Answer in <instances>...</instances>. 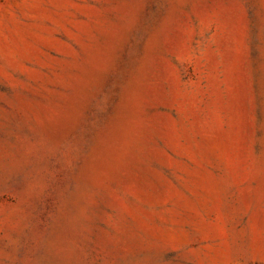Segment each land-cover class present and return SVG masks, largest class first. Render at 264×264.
Segmentation results:
<instances>
[{
    "label": "rangeland",
    "instance_id": "1",
    "mask_svg": "<svg viewBox=\"0 0 264 264\" xmlns=\"http://www.w3.org/2000/svg\"><path fill=\"white\" fill-rule=\"evenodd\" d=\"M0 264H264V0H0Z\"/></svg>",
    "mask_w": 264,
    "mask_h": 264
}]
</instances>
